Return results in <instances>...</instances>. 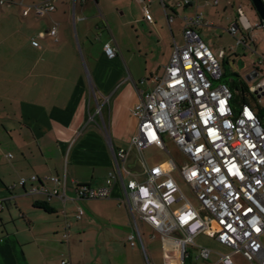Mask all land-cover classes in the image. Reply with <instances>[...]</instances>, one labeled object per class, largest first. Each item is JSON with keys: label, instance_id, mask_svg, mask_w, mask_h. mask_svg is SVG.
<instances>
[{"label": "crops", "instance_id": "1", "mask_svg": "<svg viewBox=\"0 0 264 264\" xmlns=\"http://www.w3.org/2000/svg\"><path fill=\"white\" fill-rule=\"evenodd\" d=\"M42 1L45 0H10L0 5V154L13 151L12 160L7 159V154L6 160L0 155V264H61L65 257L70 258V264H147L139 247L126 243V236L131 232L130 215L127 207L118 200L121 195L118 187L114 188L112 197L104 198L113 201V207H107L102 213L111 219L117 218L113 221H118L115 225L120 227L108 229L102 241L101 257L92 250L94 238L87 239V235L82 236L84 233L76 235L72 231L71 218L76 219L75 213L82 201L76 198L74 181L105 185L113 170L112 149H129V141L137 133L139 121L132 115V108L141 100L143 92L155 87L154 78L163 75L175 46L184 45L186 18L191 16L182 19V42L175 36L174 18L167 17L170 41L169 33L156 29L150 11L148 17L144 10L147 6L143 7V20L134 21L145 22L152 33L157 31L158 44L163 42L161 37H167L164 41L168 44V53L162 74L151 73L138 84L132 74L126 75L124 58L118 57L123 42L116 35L119 33L123 37L126 34L124 29H118L125 14L118 12L121 0H51L55 10L39 15L34 6ZM205 1L206 6L213 7L220 3L219 0ZM176 4L183 8L193 3L179 0ZM227 4L233 5L246 30L253 29L241 5ZM26 8L29 12L24 15ZM226 8L224 6L223 11ZM198 12H202L199 6L194 14ZM111 20L116 34L109 28L108 21ZM204 21L197 27L200 34L203 28L215 25L206 17ZM133 23L132 20L125 21L121 27ZM53 26L57 28L55 36L50 34ZM75 38L77 43L80 39L84 44L91 77L84 75ZM93 38L101 45V57H94L89 45ZM106 43L116 48L117 57L106 56ZM221 53L224 58V49H219L216 54ZM98 109L108 126V134L102 128ZM92 116L93 120H89ZM133 159L132 149L127 161ZM142 160L147 166L157 165H149L144 157ZM129 167L137 174L142 173L136 164ZM32 175L65 178V201L59 196L49 200L43 194L27 193L19 180ZM46 184L54 188L52 182ZM58 187L62 192L63 187ZM11 201L15 202L16 209H9ZM37 201L49 202L54 212L36 207ZM12 213L17 217L16 222ZM139 223L144 241L146 235L151 240L158 239L163 264H169L164 257L161 233L145 221ZM66 231L70 232L68 242L62 240ZM224 249L228 251L226 247ZM147 254L149 257L148 251ZM197 260L194 257L192 262L202 264ZM204 264L207 263L204 261Z\"/></svg>", "mask_w": 264, "mask_h": 264}, {"label": "built area", "instance_id": "2", "mask_svg": "<svg viewBox=\"0 0 264 264\" xmlns=\"http://www.w3.org/2000/svg\"><path fill=\"white\" fill-rule=\"evenodd\" d=\"M8 1L0 0V5ZM34 8L37 14L44 15L53 12L55 5L45 0ZM144 10L149 17L147 7ZM28 12L26 8L23 14ZM204 22L202 12L186 18L184 45L175 46L163 75L154 78L155 87L143 92L131 110L139 123L129 149H112L113 170L105 185L74 181L76 198H110L118 187V200L127 207L132 227L126 242L132 247L141 246L147 257L140 221L161 233L169 264H195L190 247L198 249L195 257L205 262L215 253L217 260L210 264H264V123L258 115L264 76L248 87L255 104L235 107L234 91L223 81L222 53L216 54L197 30ZM237 30V24L229 27L232 34ZM50 34H57L56 26ZM104 52L108 58L117 55L110 43L104 45ZM98 112L108 134L101 109ZM166 139L175 145L181 161L171 156L166 163L147 166L142 160L143 150L156 145L169 152ZM132 149L142 162L144 180L126 166ZM177 169L196 193L199 208L181 192L173 177ZM48 181L54 188L47 186ZM19 185L27 193L43 194L49 200L54 196L66 199V180L56 175L22 177ZM84 214L80 207L75 217L81 220ZM200 234L228 251L196 244L195 238ZM69 238L70 232L66 231L62 240L68 242ZM61 264H70L69 259L63 258Z\"/></svg>", "mask_w": 264, "mask_h": 264}, {"label": "rangeland", "instance_id": "3", "mask_svg": "<svg viewBox=\"0 0 264 264\" xmlns=\"http://www.w3.org/2000/svg\"><path fill=\"white\" fill-rule=\"evenodd\" d=\"M150 1V0H149ZM174 1V2H173ZM179 0H152L151 3H146L145 0L143 3H138L136 0H121L119 9L120 12H124V16L121 17V24L118 25V29L122 28L126 32L123 37H120L119 33L116 35L119 38H122V47L121 50L118 49V57L124 58V71L126 75H133L135 81L140 84L142 78H147L151 73L162 74L163 66L167 61L168 53V44L164 41L167 37H161L163 42L160 44L157 43V31L152 33V29L146 26V23L143 21L135 22V19H142L143 17V7L147 6L150 11L154 24L158 30L167 31L169 33L170 41L171 32L168 24L167 17H173L174 22L172 26L174 28V33L178 42L183 41V17H192L195 15L196 7L199 6V10L202 11V14L207 18V20L214 21V26H207L203 28L202 39L211 46L214 52H218L219 49L225 50V57L220 59L222 71L224 73L223 81L231 84L232 81L235 82H245L248 86H251L256 81H258L262 76H264V24H262L260 16L258 15L256 9L252 6L250 0H219L220 3L217 7L206 6L205 0H188L192 2V6H184L180 8L176 6ZM187 1V0H186ZM214 0H208V2ZM173 2V3H172ZM228 2L234 3V7L241 5L244 10V13L250 23L253 25V29L246 30L242 21L238 18L233 5L227 4ZM227 6L226 11H223V7ZM165 7V8H164ZM165 9V10H164ZM208 16V17H207ZM132 20L133 25H123L125 21ZM234 23L237 24L238 30L235 34H232L228 28ZM109 28L113 31L114 34L117 33L112 20L109 22ZM154 29V28H153ZM106 33H108L106 31ZM100 34V33H98ZM139 35V36H138ZM31 38V37H30ZM78 38V37H77ZM160 38V39H161ZM141 41V45H140ZM75 43L79 57L81 59L83 72L86 77L92 76L91 67L88 63L84 44L83 42L75 38ZM89 45L93 48L94 57H101L100 46L96 44L95 39H92V42H89ZM117 57V55H116ZM257 72L258 75L252 80L247 78L252 75L253 72ZM259 71V72H258ZM145 85H140L144 87ZM95 98V97H94ZM94 103H96L95 99ZM255 104L254 99H252ZM93 103L94 106H96ZM264 113V96L262 101L259 103V107ZM169 152L155 146H149L143 150V157L149 165L159 164L164 161L171 159V156L176 160L181 161V155L178 153L175 145L169 140L166 139ZM7 154L1 152L2 158L6 160L5 154H7V159L12 160L13 151H9ZM11 154V156H9ZM146 173H140L137 175L139 180H144ZM173 177L175 178L181 192L185 198L196 208L200 207V201L198 200L196 193L194 192L191 185H189L180 175L179 170L173 172ZM80 206L84 209L85 214L82 221H77L74 218H71L73 224L72 231L76 232V235L82 234L86 236L87 239L94 238L92 250L96 253L98 252L99 256H102V241L104 236L109 228L111 227H120L118 221H113L109 217L104 216L103 211L107 207L114 205L113 201L100 199V200H91L85 199L79 201ZM9 209H16L15 202L11 201L8 203ZM70 206V203L68 204ZM115 207V206H114ZM4 213H6L7 208L5 206ZM112 210V209H111ZM99 214H102L101 216ZM13 215V213H12ZM14 216V219L17 218ZM56 219V216H54ZM115 220H118L117 218ZM16 222V219H15ZM115 222H118L115 225ZM83 224V225H82ZM143 229L145 226L141 224ZM114 229V228H113ZM132 230V227H131ZM146 230V229H145ZM99 237V239H95ZM264 242V235L262 237ZM195 242L198 245H206L214 251L225 252L226 249L213 239L207 237L204 234H200L195 238ZM92 243V242H91ZM127 243V242H126ZM146 247L149 253V257L145 256L147 264H163L161 258L160 242L158 239L151 240L146 235ZM128 245V243H127ZM129 246V245H128ZM142 251L141 246H138ZM193 257L198 254V249L190 247ZM143 252V251H142ZM144 254V252H143ZM69 259L70 258L66 257ZM217 260V255L212 253L207 264L214 263ZM204 264V260H197Z\"/></svg>", "mask_w": 264, "mask_h": 264}, {"label": "trees", "instance_id": "4", "mask_svg": "<svg viewBox=\"0 0 264 264\" xmlns=\"http://www.w3.org/2000/svg\"><path fill=\"white\" fill-rule=\"evenodd\" d=\"M262 22V21H261ZM263 24V23H262ZM224 78V75H223ZM232 90L234 91V99H233V105L235 107H240L245 103L253 104L252 99H254L253 95L249 93L248 91V85L245 82H235L232 81L230 84ZM258 115L262 119L264 123V113L261 109H258ZM35 206L38 208H41L47 212H54V208L50 206V203L47 201H37L35 203Z\"/></svg>", "mask_w": 264, "mask_h": 264}, {"label": "water", "instance_id": "5", "mask_svg": "<svg viewBox=\"0 0 264 264\" xmlns=\"http://www.w3.org/2000/svg\"><path fill=\"white\" fill-rule=\"evenodd\" d=\"M251 2L253 4L254 8L256 9L258 15L260 16L261 21L264 24V3L262 2V0H251ZM255 76H256V73L253 72L252 75H250L247 79L252 80L253 78H255ZM133 157H134L133 160L126 162V166L128 168H131V167H129L130 165L136 164L139 166V168L137 170L142 171L143 165H142V162L139 161V159L137 158V152L135 149H133Z\"/></svg>", "mask_w": 264, "mask_h": 264}]
</instances>
